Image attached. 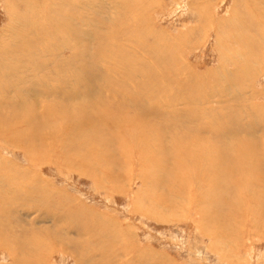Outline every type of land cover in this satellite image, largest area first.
I'll use <instances>...</instances> for the list:
<instances>
[{
    "label": "rangeland",
    "instance_id": "1",
    "mask_svg": "<svg viewBox=\"0 0 264 264\" xmlns=\"http://www.w3.org/2000/svg\"><path fill=\"white\" fill-rule=\"evenodd\" d=\"M0 264H264V0H0Z\"/></svg>",
    "mask_w": 264,
    "mask_h": 264
},
{
    "label": "bare ground",
    "instance_id": "2",
    "mask_svg": "<svg viewBox=\"0 0 264 264\" xmlns=\"http://www.w3.org/2000/svg\"><path fill=\"white\" fill-rule=\"evenodd\" d=\"M56 151H57V150H56ZM173 165H174V164H173ZM229 173H230V172H229ZM83 174H84V173H83ZM85 174H86V173H85ZM164 174H165V173H164ZM86 175H87V174H86ZM87 176H88V175H87ZM208 182H209V181H208ZM128 185H129V184H128ZM193 188H194V187H193ZM216 188H217V187H216ZM121 189H122V188H121ZM249 189H250V188H249ZM207 190H208V189H207ZM203 191H204V190H203ZM186 192H187V191H186ZM196 192H197V191H196ZM204 192H205V191H204ZM172 193H173V192H172ZM200 196H201V195H200ZM204 196H205V195H204ZM205 199H206V198H205ZM260 201H261V200H260ZM206 202H207V201H206ZM197 206H198V205H197ZM197 208H198V207H197ZM66 210H67V209H66ZM79 211H80V210H79ZM81 211H82V210H81ZM84 211H85V213H86V209H85ZM201 211H202V210H201ZM87 212H88V210H87ZM89 212H90V211H89ZM89 212H88V213H89ZM146 212H147V211H146ZM81 213H82V212H81ZM79 214H80V213H79ZM83 214H84V213H83ZM89 214H90V213H89ZM93 214H94V213H93ZM58 215H60V214H58ZM58 215L55 216V218L57 217L56 219H58ZM84 215H85V214H84ZM90 215H91V214H90ZM90 215H89V216H90ZM51 216H52V215H51ZM85 216H87V215H85ZM158 216H159V214H158ZM52 218H53V217H52ZM55 218H54V219H55ZM54 219H53V220H54ZM98 219H99V218H98ZM104 220H105V218H104ZM88 223H89V222H88ZM107 223H109V222H107ZM109 224H110V223H109ZM120 226H121V225H120L119 223H115V227H116L115 229H117V231H119V232L121 231V230H120ZM121 229H122V228H121ZM123 229H125V228H123ZM75 230H76V229H75ZM69 231H70V230H69ZM82 232H84V231L82 230ZM122 232H123L124 234H126V236H127V234H129L130 236H132V235L130 234V231L127 230V229H125V230L122 231ZM103 233H104V232H103ZM120 233H121V232H120ZM82 235H84V234L82 233ZM87 235H88V234H86V236H87ZM118 235H119V234H118ZM129 235H128V236H129ZM86 236H85V237H86ZM88 236H89V235H88ZM118 238H119V237H118ZM124 239L126 240L127 237L124 236ZM130 239H131V238H130ZM132 241H133V238H132ZM122 244H123V243H122ZM124 244L126 245V243H124ZM127 244H128V242H127ZM125 245H124V246H125ZM135 245H136V244H135ZM129 247L131 248V245H130ZM133 247H134V246H133ZM108 248H109V247H108ZM63 249H64V248H63ZM124 249L127 250V251L129 250V248H128L127 245H126V247H125ZM125 250H124V251H125ZM134 250H135V249H134ZM139 251H140V250H139ZM133 252H135V251H133ZM91 253H92L93 258H96L95 255H94V253H93V252H91ZM139 253H140V252H139ZM119 254H120V253H119ZM152 254H153V253H152ZM98 256H100V255H98ZM101 256H102V255H101ZM113 257H114V256H113ZM91 259H92V258H91ZM111 259H112V258H110V260H111ZM114 260H115V258H114Z\"/></svg>",
    "mask_w": 264,
    "mask_h": 264
}]
</instances>
